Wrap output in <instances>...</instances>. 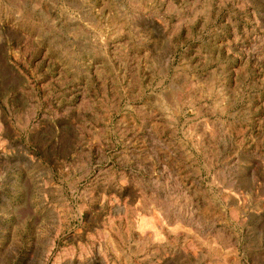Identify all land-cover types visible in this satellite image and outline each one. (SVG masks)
Instances as JSON below:
<instances>
[{
  "label": "rangeland",
  "instance_id": "374dc122",
  "mask_svg": "<svg viewBox=\"0 0 264 264\" xmlns=\"http://www.w3.org/2000/svg\"><path fill=\"white\" fill-rule=\"evenodd\" d=\"M148 205L201 264H264V0H0V264H92L99 239L174 264L134 249Z\"/></svg>",
  "mask_w": 264,
  "mask_h": 264
},
{
  "label": "bare ground",
  "instance_id": "6f19581e",
  "mask_svg": "<svg viewBox=\"0 0 264 264\" xmlns=\"http://www.w3.org/2000/svg\"><path fill=\"white\" fill-rule=\"evenodd\" d=\"M157 149V148H155ZM158 150V149H157ZM194 151V150H193ZM159 152V151H158ZM196 152V151H195ZM156 153V152H155ZM186 153V152H185ZM184 152L181 153L185 154ZM151 154V152H150ZM187 154V153H186ZM152 155V154H151ZM180 155V156H181ZM153 156V155H152ZM160 156V155H159ZM157 157V156H156ZM155 157V159H156ZM179 159V158H178ZM136 160V159H134ZM162 160V159H161ZM160 160V161H161ZM130 161V159H129ZM140 161V160H139ZM195 161V160H194ZM125 162V161H124ZM137 162V161H136ZM142 162V161H141ZM158 162V161H157ZM178 162V161H177ZM180 162V161H179ZM183 162H185L183 160ZM127 163V162H126ZM182 163V162H181ZM193 163V162H192ZM179 165V164H178ZM143 166V165H142ZM140 166H138L139 168ZM147 167V165H146ZM151 167V166H150ZM153 167V165H152ZM145 168V167H144ZM149 168V167H148ZM185 168V166H184ZM187 168V166H186ZM191 168V167H190ZM150 169V168H149ZM148 169V170H149ZM146 171V170H145ZM148 173V172H147ZM141 176V175H140ZM126 179V177H125ZM197 179V177H196ZM146 180V179H145ZM161 180V179H160ZM142 181V180H141ZM163 181V180H162ZM195 182V181H194ZM146 183V182H145ZM158 183V182H157ZM197 183V182H196ZM148 184V183H147ZM187 184V183H186ZM201 184V183H200ZM122 185V183H121ZM151 187L150 190L154 191L155 189H151L152 188V184H150ZM156 186V184H154ZM191 185V183H190ZM145 186V184H144ZM188 186V185H187ZM193 186V185H192ZM135 188H131L130 192H129V196L131 198H136L140 195V197H142L143 199V195L139 194V192H137ZM159 187V186H158ZM195 187V186H194ZM154 188V187H153ZM165 188V187H164ZM120 190V189H119ZM157 190V188H156ZM141 191V190H140ZM150 191V193H152ZM162 191V189H161ZM120 193V192H119ZM155 193V192H154ZM163 193V192H162ZM156 194V193H155ZM160 194V193H159ZM158 195V194H157ZM123 196V195H122ZM105 197V196H104ZM117 197V196H115ZM126 197V196H124ZM164 197V196H163ZM102 198V197H101ZM111 199V198H110ZM138 200L140 198H137ZM156 199V198H155ZM234 199V198H233ZM103 200V199H102ZM124 200V199H123ZM147 200V199H146ZM157 200V199H156ZM110 201V200H109ZM142 201V200H141ZM153 201V200H152ZM158 201V200H157ZM107 202V201H106ZM123 202V201H122ZM119 200H117L116 198H113L112 201H110L109 205H110V214L111 215H115V217L117 218L118 216L116 215H121V214H126L128 211V207H127V203H122ZM136 202V201H135ZM154 202V201H153ZM151 202V205L156 204ZM132 203V202H131ZM137 203V202H136ZM143 203V202H142ZM153 203V204H152ZM99 204V203H98ZM139 204V203H138ZM147 205V202L145 203ZM160 204V202H159ZM100 205V204H99ZM102 205V204H101ZM151 205H148V207H141L140 211L141 213L140 221L143 226V231H136V228L140 227L139 226V222L135 217H132L129 220V227L132 230V239L134 240V242H136V246L134 249L136 250H141V251H148V249H156L157 253L160 254V252H163L162 254H164L166 257H170L172 258V261L174 264H187V263H199L201 264L202 261L204 259H206V253L204 248L200 247L199 249H191L188 248V246L183 243L187 237L186 232L184 231H179V229L177 228L176 225H179L180 223H187L188 220H186L185 218H183L180 213L176 214L175 210L174 213L175 214H169L166 211H163L162 209L160 210L159 205L158 207H151ZM139 207V205H137ZM142 206V205H141ZM151 208H150V207ZM99 207V206H98ZM135 207V206H134ZM161 207V206H160ZM166 207V206H164ZM173 207V206H172ZM167 208V207H166ZM100 209V208H98ZM105 209V208H104ZM138 209V208H137ZM168 210V209H167ZM132 211V210H131ZM177 211V210H176ZM181 211V210H178ZM177 211V212H178ZM139 212V211H138ZM136 210L132 213V215L134 216L135 213H138ZM169 212V211H168ZM108 213V212H107ZM106 213V214H107ZM131 214V213H130ZM185 214V213H184ZM188 214V213H186ZM110 215V216H111ZM136 215V214H135ZM186 215H184L185 217ZM107 217H109L107 215ZM113 218V217H112ZM109 219V218H108ZM139 219V217H138ZM107 220V219H106ZM110 221V220H108ZM121 221V220H120ZM126 221V220H125ZM128 221V220H127ZM125 224V222H124ZM140 224V225H141ZM137 228V229H138ZM181 228V227H180ZM214 228V226H213ZM127 229V228H126ZM217 229V228H216ZM128 230V229H127ZM214 230V229H213ZM110 231V230H109ZM111 232V231H110ZM113 232V231H112ZM114 233V232H113ZM106 234V233H105ZM104 234V236H105ZM107 235V234H106ZM109 235V234H108ZM128 235V234H127ZM103 236V237H104ZM115 236H117L115 234ZM129 237V236H128ZM127 237V238H128ZM108 237H106L107 239ZM114 238V237H113ZM105 239V238H104ZM128 240V239H127ZM110 242V240H107ZM104 242L99 239L98 241H96V243L94 244V249H93V253H91V257H90V261L92 264H109L107 259L105 258L103 252H102V244ZM183 243V244H182ZM134 244V243H133ZM93 246V245H92ZM138 252V251H136ZM154 252V251H152ZM48 255V253H46ZM140 254V253H139ZM142 254V253H141ZM148 254V253H147ZM146 254V255H147ZM153 255V254H152ZM145 256V255H144ZM149 257V256H146ZM158 257V256H157ZM163 257V256H162ZM47 258V257H46ZM45 258V259H46ZM65 258V257H64ZM213 261H215L216 259L214 257H210ZM156 259V258H155ZM167 259V258H166ZM64 260V259H63ZM61 260V261H63ZM148 260V259H147ZM111 262V261H110ZM148 262V261H147ZM159 262V261H158ZM65 264H84L83 260L77 258V256H70V257H66V259L64 260ZM149 263V262H148ZM112 264V262H111ZM137 264V263H136ZM151 264V263H150ZM159 264V263H158Z\"/></svg>",
  "mask_w": 264,
  "mask_h": 264
}]
</instances>
